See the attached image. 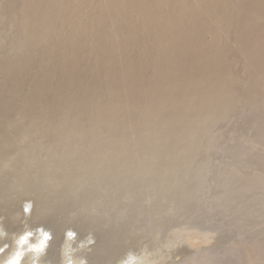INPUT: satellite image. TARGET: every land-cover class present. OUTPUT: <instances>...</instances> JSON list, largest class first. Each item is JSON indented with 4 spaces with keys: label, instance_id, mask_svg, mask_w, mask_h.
<instances>
[{
    "label": "bare ground",
    "instance_id": "6f19581e",
    "mask_svg": "<svg viewBox=\"0 0 264 264\" xmlns=\"http://www.w3.org/2000/svg\"><path fill=\"white\" fill-rule=\"evenodd\" d=\"M219 56L253 65L223 72ZM227 116L250 124L232 131L209 177V213L230 216L216 228L214 217L182 216L190 178L175 177ZM25 191L38 195L33 220L53 234L41 264H60L65 235L53 214L79 198L101 215L91 220L100 230L93 252L76 253L87 264H113L125 242L114 264L129 255L139 264H264V0H0V208ZM222 228L234 234L226 248L217 240L177 261L134 250L141 231L155 241L172 231L166 242L177 248L187 232Z\"/></svg>",
    "mask_w": 264,
    "mask_h": 264
},
{
    "label": "rangeland",
    "instance_id": "374dc122",
    "mask_svg": "<svg viewBox=\"0 0 264 264\" xmlns=\"http://www.w3.org/2000/svg\"><path fill=\"white\" fill-rule=\"evenodd\" d=\"M204 40L206 41V44H210L212 42V39L210 38L209 35H207L206 39H204ZM217 41H218V45H219L220 49L224 48L226 46L225 42H223L224 40L221 39V41L220 40H217ZM221 55L229 58L231 56V53H228V52L227 53H221ZM219 58L221 60L220 61L221 63L216 64L215 66H217V67L215 69H218V70L222 69L223 72H232V73L240 74L239 72L248 69L246 67L250 68V66L253 65V63H252L253 61H251V60L243 61L240 57H237L238 60L234 61L235 63L233 61L230 62L228 60L226 62L224 60V58L220 57V56H219ZM6 59L8 61H11V60L15 59V56L11 53H8ZM260 64L258 66V69H260ZM232 65H234V66H232ZM242 68H244V69H242ZM80 70L85 71L84 68L80 69ZM152 70H154V68L150 69V71H152ZM177 70H183V69L178 68ZM88 71H90V70H88ZM146 71H148V70H145V74L148 75L146 73ZM258 71H261V69ZM257 73H261V72H257ZM89 75H90V72H87L86 76H89ZM86 76H84V77H86ZM238 93L239 94L242 93V88L238 89ZM262 99L263 98L261 96V100ZM11 107L13 109L10 110V112L12 111L11 113L10 112L8 113V117L13 119L17 113V112H15V110L17 108H16L14 102L12 103ZM253 107H254L253 105L249 107L250 113H252V111H254ZM249 124H250L249 118L245 119L243 116H240L239 118H235L234 120H232L231 116H227V118L225 120H223L221 123L215 125L214 127H212L208 131L207 141H205L204 144H202V146L199 148L198 151L187 152L188 156H190V159L183 160L180 163H178L180 166L177 170V176L175 178L177 180L180 179V181H181L183 178V174H185L186 172L188 173L189 178H190L189 179L190 182L186 184L188 191L183 193L184 199L187 200V209H186V211L185 210L183 211L184 213L182 214V216H184V217H190L191 216L197 222H201L205 218L210 219V218L214 217V220L212 221L213 223H211V224H213L216 228H217L216 225H218V224L219 225L220 224H227L228 222H230L229 221L230 216L226 217L222 214L219 215V213L218 214L209 213V210L207 208V200H208L209 196L211 195V191L209 193V189H210L209 177H210L211 173L218 172L222 168L221 162L224 158L221 157V153L219 152V150L222 147H225L226 145H228L232 141V135L236 132L238 133L241 130L240 128H242V126H244V125L249 126ZM233 130L235 131L234 133L232 132ZM10 134L12 137H14L16 132L13 130V131H11ZM16 150L17 149H15L14 151H12V150H10V151L14 153ZM144 181H145V179L142 180V182H144ZM190 189H192V191H189ZM27 192H28V194H26ZM102 192L106 193V191H102ZM37 196L35 197V194L29 193V191H25V193H23L20 197H14L12 195L10 198V201L14 203V208L13 209H8V208L1 209L0 208V216H2L4 218V227L6 229H9L8 231L10 233L11 232H18L22 229V225L20 223V220L15 219V217L18 213L21 212V208H22V205L24 204V202L30 201L32 203V205H33V203L35 205ZM14 198L16 199V204L14 202L15 200H13ZM148 198H149V196H148ZM148 198H144V201H143L144 204H146L145 199H148ZM33 200H34V202H33ZM73 201L75 202V204L69 205L68 207H65L63 209H59L56 212H54L53 218H52V221H53L52 224L55 223L54 226L56 227L58 232H60L59 234L61 236H64L65 233L69 230L76 233L77 234L76 235V244L84 243L87 245L88 240L94 241L91 245H87L82 250L83 252H86V253H92L93 252L92 246L95 245L96 237L98 236V232L100 230L93 229L96 227L93 226V224L91 223V220H96V219L100 218L101 215H100V213L97 212L98 206L91 208L93 206L92 205V206H87L86 208H84L81 206L82 205L81 204V198H79L77 200H73ZM122 201L123 202H120V203H122L121 206H123L122 207L123 213H125L124 210L126 208H124L123 203L126 202V200H122ZM147 202H149V200H147ZM102 203H103V201H101V204ZM120 203H118V204H120ZM143 203L141 202V204H143ZM124 204L126 206V203H124ZM164 204L166 205L168 203L164 202ZM170 205H171V207H170ZM99 207H100V205H99ZM117 207L120 208L119 205ZM172 207L174 208L175 204L173 205V203H170L169 206L167 205V207L165 206L163 208V210L165 212H167V215L165 216L166 218L168 217L167 222L168 221L172 222L171 219H174V217H172V216L176 214L177 209L174 208V210H173ZM34 208H35V206H33V209ZM33 209H32L31 217L27 221L28 225L31 226L32 228H35L37 226H43L45 229H48V226L46 224L38 222V221L36 222L35 220H33V216H32L33 211H34ZM121 210H120V212L122 213ZM80 211H83V214H80L79 213ZM117 211H119V210L115 207V209L110 212L111 216L114 215V213ZM112 212H114V213H112ZM120 212L117 214L120 215L121 214ZM21 219H22V217H21ZM185 219H184V223L187 221ZM65 221H68V224H66ZM182 221H183V219L180 221L181 224L183 223ZM188 221L185 223L186 225H187ZM171 222H168V223L170 224ZM222 229L226 230V228H222ZM225 230H221V232H220V230H218L216 232L207 233L204 238H201L199 235H194L191 232H187L186 235L181 236L182 242H184V243H179V246L177 248L176 247L173 248L172 246L167 244L169 238H171L173 235L172 231L171 232H165V231L162 232L161 237H158V240H156V241L153 238V235H152L153 231L152 230L144 231V232L141 231V233H139V234L143 235V237L140 238L138 240V242H136L134 250L137 254H140L144 250L146 252L151 251L150 253H152V251L154 252L156 250L157 251L166 250V252L164 251V253H165V255L169 256L168 260H166V261H177V260L181 259V256H185L186 252L188 250L196 249V248L202 247V246H209L211 244L213 245L216 243L217 240L219 241V242L217 241V243H218L217 245L221 246L222 248H226L228 243L227 244H225V243L228 240H230L231 237L234 238V234H232V232H229L227 230L225 232ZM178 232H179V230H177L176 234ZM230 235H231V237H230ZM93 237H95V239H93ZM76 244H74L73 246L75 247ZM128 244L129 243L125 242L124 245L121 246V250L118 251V254L113 259V264L116 263L120 258L124 257L125 253L127 252L126 251L127 249L125 247H127ZM61 247H62V244L58 247L59 250H56L58 252L57 258L60 256ZM118 255H120V256H118ZM156 261L158 263L155 262V264H159V262H160V264H163L165 262L164 261L163 263H161L162 260L161 261L156 260Z\"/></svg>",
    "mask_w": 264,
    "mask_h": 264
},
{
    "label": "clouds",
    "instance_id": "9594fccd",
    "mask_svg": "<svg viewBox=\"0 0 264 264\" xmlns=\"http://www.w3.org/2000/svg\"><path fill=\"white\" fill-rule=\"evenodd\" d=\"M32 209L33 205L30 201L24 202L21 212L15 217L22 225V229L18 232L10 233L4 227V218L0 216V264H41L42 259L47 255L53 234L43 226L32 228L28 225L27 221L31 217ZM76 235L71 230L65 233L60 264H87L86 259L78 257L76 253L94 241L88 240L87 245L76 244ZM121 264H139V262L134 256L129 255L121 261Z\"/></svg>",
    "mask_w": 264,
    "mask_h": 264
}]
</instances>
